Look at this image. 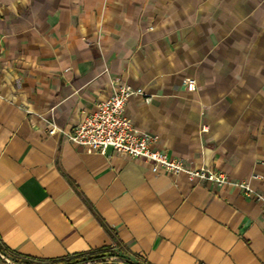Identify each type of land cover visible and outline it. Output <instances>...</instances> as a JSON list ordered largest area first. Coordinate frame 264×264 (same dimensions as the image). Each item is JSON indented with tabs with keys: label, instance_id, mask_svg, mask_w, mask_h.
<instances>
[{
	"label": "crops",
	"instance_id": "0c3cea01",
	"mask_svg": "<svg viewBox=\"0 0 264 264\" xmlns=\"http://www.w3.org/2000/svg\"><path fill=\"white\" fill-rule=\"evenodd\" d=\"M120 84L144 92L124 113L154 148L264 194V0H0V264H264L240 188L47 133Z\"/></svg>",
	"mask_w": 264,
	"mask_h": 264
},
{
	"label": "built area",
	"instance_id": "2783aa9c",
	"mask_svg": "<svg viewBox=\"0 0 264 264\" xmlns=\"http://www.w3.org/2000/svg\"><path fill=\"white\" fill-rule=\"evenodd\" d=\"M185 84L188 90H192L195 87V79L187 78ZM139 94L144 95L142 89L120 84L109 96L99 100L94 110L83 114L69 129L61 128L52 122L47 133H59L87 152L105 153L106 149L111 147L122 156L143 160L155 173L184 172L190 178L238 187L247 197L258 200L264 213V194L256 192L247 182L232 180L224 172L206 166L186 168L182 160L169 156L164 150L154 148L157 136H151L136 128L124 113L129 98Z\"/></svg>",
	"mask_w": 264,
	"mask_h": 264
},
{
	"label": "trees",
	"instance_id": "16d2710c",
	"mask_svg": "<svg viewBox=\"0 0 264 264\" xmlns=\"http://www.w3.org/2000/svg\"><path fill=\"white\" fill-rule=\"evenodd\" d=\"M112 253L108 250L94 251L90 253L75 254L72 256H65L56 259H37L27 256H20L19 258H14V264H78L85 260L95 259V263L91 264H130L121 261H101L100 259L106 256H111ZM136 264H143L140 262L133 261Z\"/></svg>",
	"mask_w": 264,
	"mask_h": 264
},
{
	"label": "water",
	"instance_id": "95a60500",
	"mask_svg": "<svg viewBox=\"0 0 264 264\" xmlns=\"http://www.w3.org/2000/svg\"><path fill=\"white\" fill-rule=\"evenodd\" d=\"M100 260L101 261H121V262H125V263L136 264L130 259L119 257V256H114V255L103 257ZM95 262H96L95 259H91V260L82 261L78 264H91V263H95Z\"/></svg>",
	"mask_w": 264,
	"mask_h": 264
}]
</instances>
